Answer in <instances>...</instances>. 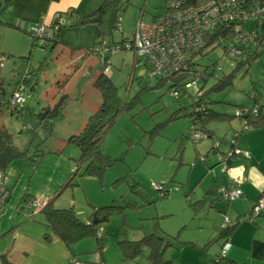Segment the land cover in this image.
Listing matches in <instances>:
<instances>
[{
    "label": "rangeland",
    "instance_id": "1",
    "mask_svg": "<svg viewBox=\"0 0 264 264\" xmlns=\"http://www.w3.org/2000/svg\"><path fill=\"white\" fill-rule=\"evenodd\" d=\"M166 1L113 0L117 13L110 10L100 24L96 23L103 28L100 39L109 41L112 38L114 43L125 37L128 39L139 20L149 22L162 18ZM111 14L114 15L109 20ZM113 19L118 21L115 23L114 20V25H119L109 36L107 28ZM70 20L75 23L77 18ZM0 21L1 71L8 93L26 69L30 73L22 93L25 98L23 110L0 118V124L12 135L16 146L25 150L24 156L14 159L5 170L10 199L0 215V264L6 261L22 264L23 254L17 249V241H21L19 236L28 237L32 242L41 239L42 244L49 243L44 237L47 228L42 214L25 209V203L38 196L43 200L51 199L72 174L71 186L61 190L55 198L57 208L72 207L82 221L89 219L94 208H116L111 211L112 208L108 218L99 225V232L106 241L105 250H108L101 264H148L146 250L132 259L123 258L117 241L135 242L151 234L162 238L164 245L168 244L164 248V259L171 264H212L223 242L205 245L217 236L220 228L213 229L214 235L206 239L202 250L196 251L201 256L199 259L188 258L186 252L182 255L184 245L181 243L185 238L197 235L198 219L202 223L213 219L212 216L206 219L207 209L198 215L201 208L195 207L197 199H213L214 194L208 195L213 176H209L207 186L197 184L213 167L211 164H215L222 153L230 151L234 138L238 148L248 147L250 141L256 139L261 145H250L249 150L253 163L259 161L264 166V127L243 132L242 121L236 116L237 109L252 105L250 96L254 92L261 95L260 109L264 115V39L256 45L260 56L249 65L237 66L221 47L211 51L210 48L203 49L202 55L193 58L192 69L199 74L207 66L216 65L214 76L211 67L207 68L206 90L217 83L215 76H232L230 86L210 92L207 98L209 109L225 113L227 118L207 122L206 128L215 137L203 136L200 125L195 123L201 138L196 142L189 137L192 96L205 85L204 80L199 79L196 86L184 85L178 91L172 87L171 80L158 82L159 78L151 77L143 59L136 58L131 51L112 55L107 76L117 88L121 102L130 107L117 114L100 143V156L80 162V149L69 139L82 131L102 102L93 86L102 73L101 57L88 50L60 47L54 50L50 46L42 52L33 45L30 34L9 28L4 20ZM255 26L253 21L246 23L250 31ZM192 79L193 76L184 83H191ZM176 90L178 95L175 96ZM180 109L184 116L173 118ZM47 111L50 114L41 120L39 117ZM237 133L241 135L237 136ZM212 148L217 149L216 154ZM237 160L247 162L245 158ZM92 161L104 168L100 179L85 175ZM221 171L220 168V175L225 177ZM153 185H158L161 190L154 189ZM162 191L166 194L164 198L160 196ZM185 192L189 193L190 200L184 198ZM86 240H91L92 249L97 250L94 237ZM184 250L191 252L192 248ZM26 251L29 256L33 250Z\"/></svg>",
    "mask_w": 264,
    "mask_h": 264
},
{
    "label": "trees",
    "instance_id": "2",
    "mask_svg": "<svg viewBox=\"0 0 264 264\" xmlns=\"http://www.w3.org/2000/svg\"><path fill=\"white\" fill-rule=\"evenodd\" d=\"M5 1V0H4ZM57 1V0H54ZM113 0H104L102 4L98 5L90 14L86 16H79L74 11H68L65 14L66 15H58L55 18H53V22L50 25H46V30H48V33L50 34L49 40H47V43L45 46H42L44 49L47 48V45L50 43L55 44L58 36L59 30L66 27H78V26H84L89 23H92L90 20L94 18H99L98 24L102 21V17L111 12L110 10H113L115 13L116 11L114 8L115 4L112 2ZM172 0H167V5L164 11V15L167 12V7L171 4ZM205 0H180V8L184 6H195L198 3H202ZM118 3V2H116ZM115 6V7H114ZM255 6L263 7L264 6V0H237L235 3H233V9H241L242 10H249L254 8ZM6 7V4L3 3V0H0V12L1 8L4 9ZM184 10V8H181ZM117 13V12H116ZM114 15V14H113ZM113 15L111 14L110 19L113 18ZM67 16V17H66ZM73 18H77L76 22L73 23ZM161 19V18H156ZM155 19V20H156ZM63 20L64 23L60 24L59 22ZM70 20V21H69ZM115 20V23L117 19H113L112 23L110 22V26L107 28L108 35L111 36V30L118 27L114 25L113 21ZM120 22V20H119ZM23 21L16 22H5V25H7L9 28H12L14 30H19L22 32H26L32 35L31 28L33 24L29 27V29L23 28V25H21ZM1 24V21H0ZM208 23H199L198 25L205 28L203 31V46L199 49H196L197 51L194 54H190L188 57L187 62H185L186 69H180L177 72H169L168 74L164 75L165 78L160 77L158 79V82L161 80L166 81H172V87L176 88L178 91L183 89L182 86L189 84V81L184 83L186 80H188L189 77H194V79L191 80V82H194V86H196L199 79H203V84H205L202 87H199L196 91V94L192 96V106L193 110L191 111L190 117L192 119V126L190 128L189 137L194 140V142L199 141L201 138L198 136L196 132L195 123L198 122L200 125V131L203 132L207 137H215L213 135V132L206 128V124L209 121H220L225 120L227 118V114L213 112L209 109V100L208 94L212 91H218L219 89L223 87H228L229 84H231V78L232 76H223L219 78V76H215L216 82L213 86L208 88L206 90L205 86L208 80V75L206 74L207 68L211 67L212 75L214 76L215 69L214 67L216 65L207 66L202 74H199L197 71L192 69V66L194 64L193 58L200 54L202 55L203 49L210 48V51L213 50L215 47H221L220 49L223 50V52L228 56V48L234 49L237 53L234 57L228 56L230 59H233V61L236 62V65H249L253 61H256L258 57L260 56L258 50L256 49L257 43L261 39H264V19L260 24L256 25L254 32L256 34H253L251 38H247L246 42L242 40V38H245V36H250V34H246L248 32L251 33V31L246 27V24L244 23H236L231 22L229 27L227 28L226 25L222 24L220 28L213 29L211 27L207 28ZM194 25L193 18L189 16L187 13H180V30H190ZM58 26L57 30H55V27ZM55 30V31H54ZM135 32V31H134ZM133 32V33H134ZM32 37V36H31ZM33 39V38H32ZM126 39V37H125ZM125 39H121L120 42L114 43V41L109 40L105 41L104 44L106 46H120L124 42ZM34 41V39H33ZM103 43L102 41H100ZM33 45H37L35 42ZM56 45V44H55ZM254 46V48H252ZM40 46V48H42ZM122 50V49H121ZM91 53V49L88 50ZM123 51V50H122ZM120 51V52H122ZM125 51V50H124ZM132 52V51H131ZM119 53V52H117ZM116 54V53H115ZM112 54V55H115ZM108 55L105 57H108L106 60H109V64H103L101 65L102 73L96 78V80L93 83V86L96 91H98L99 96L101 98L100 107L97 110L96 113L91 115L89 117L87 123L85 124V127L82 128V131L77 135H72L69 139V142L73 143L80 149V162H86L89 158L92 156H100V153L98 152L100 143L104 136L106 135L108 129H110V126H112L115 122L116 117L118 116L120 112L126 110L128 107H130L126 103H122L121 99L117 95V88L111 83L109 78L103 73V70L105 67L110 69L111 65V56ZM100 56V55H98ZM3 53L0 51V118L3 115H14L17 114L18 111L23 110V106L25 102L23 101L20 104H12L13 95L16 91H20L21 94L24 91V83L28 80L29 77H26V75H23L20 77V80L16 82V86L11 91V93H8L6 88L5 79L2 76L1 71V63ZM103 60L104 57L100 56ZM137 58V57H136ZM139 61V60H138ZM102 63V62H101ZM143 64L147 67V69L150 71L149 64L143 60ZM197 76V80H195V77ZM230 86V85H229ZM176 90L178 95V91ZM23 95V94H22ZM175 95V96H176ZM24 96V95H23ZM252 100V105L248 108H239L237 109L238 112L236 113V116L241 120V124H243V132H250L254 128L258 127H264V115L262 113V109H260L261 106V95L257 92L251 93L250 96ZM182 109L178 110L179 113L173 115V118H179L184 116L182 113ZM50 112H48V115ZM243 134V133H242ZM241 134L237 133V136ZM236 136V137H237ZM234 142L231 143L230 151L228 153H222L219 156V163L223 167L224 173L225 171L230 167L231 161L233 162L234 159L241 158L242 155L240 154V149L236 147V138H234ZM24 151L21 150L19 147L16 146V144L12 140V135L0 124V170L5 172L7 166L16 158L23 157ZM212 151H215V154L217 153L216 148H212ZM104 173V168L98 167L94 164V162H90L85 170V175L89 177H98L99 179ZM74 174H72L65 183L60 187L59 191L56 192V194L49 200H45V206L38 210L33 211L34 213L42 214L44 218V225L47 228V231L44 234V237L46 238V241L50 242L53 241V239H57L62 241L67 247H70L72 244L88 237H95L97 242V252L101 254L105 249V239L103 238V234L99 232V225L104 222L110 213V210L113 207L105 206V208H94L92 213H90L89 219L82 221L78 215H76V212L73 210L72 207L68 209H59L54 204L55 198L60 195L61 190L65 189L67 186H71V180ZM136 184V183H134ZM137 185V184H136ZM219 189H224L226 192L231 191V189L223 188L221 186H216L214 188L215 194L214 197L216 200L214 201H222L226 202L227 204L234 202L238 199H240L242 196V193L240 192L239 198L235 200H230L227 197L223 196V193H219ZM9 192V191H8ZM161 197H165L166 194L164 191L160 194ZM264 197V190L259 194V197L253 207L250 211L251 219L254 217H260L262 214V211H264V206L261 208L258 212H255V207L257 204H259V200ZM31 199H27L26 204L31 201ZM204 201H198L197 204L203 203ZM5 208V207H4ZM3 208V209H4ZM25 209H31L28 208V205L25 206ZM116 209L115 207L111 210L113 211ZM104 211V212H103ZM3 212V211H2ZM2 214V213H1ZM224 217L228 218V221L230 220L229 217L224 214L222 216V220H224ZM250 217L246 218V220H249ZM223 221L216 224L215 228H220L219 233H217V236L211 239L208 244L205 246H209L212 243H217L218 241L222 240L223 244L220 246V251L224 244L229 243L230 236L234 229L238 226V222L233 224L231 221H229L228 225L225 227H221L220 224ZM118 246L120 247V250L122 251L123 258L125 259H132L140 254H143V250H146L147 253L145 255L148 264H171V261L164 259V248L168 247V244L163 243L162 238H158V236H155L153 234L144 236L143 239L139 241H117ZM230 244V243H229ZM228 252V251H227ZM227 254V253H226ZM226 255L221 257L220 253L217 255L216 260H212V264H237L235 261H226ZM72 260L83 263L82 260L76 257V255L72 258ZM71 260V261H72ZM228 260V259H227ZM5 264H12L10 262H5ZM72 264V263H71Z\"/></svg>",
    "mask_w": 264,
    "mask_h": 264
},
{
    "label": "crops",
    "instance_id": "3",
    "mask_svg": "<svg viewBox=\"0 0 264 264\" xmlns=\"http://www.w3.org/2000/svg\"><path fill=\"white\" fill-rule=\"evenodd\" d=\"M101 1L102 0H3V3L6 4V7L4 9L1 8L0 20L2 19L5 22L10 23L23 21L21 24L23 25V28L29 29L31 24L38 20H42L46 25H50L54 20L53 18L58 15H66L65 13L70 10L74 11L79 16H86L90 14L98 6V4H100ZM102 30V26H99L96 23H89L87 25L78 27L62 28L58 32L57 40L55 42L56 45L50 43L47 45V48L50 46V49L54 48V50L57 47H60L76 51H86L92 48L94 45L100 44V41H104L103 39H100L102 37ZM38 47L40 48V46ZM40 49L42 52H45L46 50V48L44 49L43 47ZM108 71L109 75L110 69H108ZM24 75L29 77L30 73L28 72V69L25 70ZM108 77L109 76H107V78ZM250 145L259 147L261 144H259L256 139H253L250 141ZM250 145L248 147L242 146L239 148L242 158H237H245L247 159V162L237 159H234V162L231 161L229 168L233 173L232 178L224 172L223 174L225 177L220 175V168L223 171V167H221V164L218 160L215 164H211L213 167L210 168V170L208 169L207 175L201 179L199 184H197L199 187L207 186L209 184V176H213L210 182L211 184L208 185V195L215 194L214 188L216 186H221L227 189H238L242 193V197L229 204L224 202L221 203L222 201H214V197L211 200L207 199L206 197L197 199V202L202 200L204 201L203 203L199 204L195 203L196 209L201 208V212L198 215L203 214L207 209L206 219L211 218L210 216H212L213 219L203 223L199 221L200 219H198L199 222L197 221L198 224L195 230L197 235L195 237H189L187 239L185 238V240L181 243L184 245L182 248V255L186 252L188 258L194 256L198 257L199 259L201 256L196 254L198 253L196 251L202 250V244H205L206 239L215 233L213 230L215 229V226H211L210 224L221 222L222 216L226 214L230 219L229 221H231L233 224L238 222V226L234 229L230 239L228 240L230 243V248L225 257L226 261H235L237 264H264V211H262L260 217H253L251 219V208H249L253 207L259 197V194L264 190V166H261L258 163L259 161H254L255 163H253L251 150H249L251 149ZM202 160H204L203 157ZM185 193L186 194L184 198L190 200V196L188 195L189 193ZM36 198L41 197L38 196ZM248 216L250 219L247 221L245 219L248 218ZM185 226L186 225H183V227ZM20 238L21 241H17V249L18 251L22 252L21 254H23L21 257L22 264H71V260L75 255L77 258L83 261L82 264H101L104 260L105 254L108 251L104 249L102 250L103 252L99 254L97 251H95L96 249H92L94 244L91 242V240H86L92 237L84 238L72 244L70 247H67L62 241L57 239H53V241L46 243V245L42 244V241H40L41 239L32 242L28 237L25 238L19 236V239ZM188 247L192 248L191 252L184 250ZM28 249L33 250L31 253H29V256L26 251ZM91 250L94 251L91 252ZM192 264L196 263L192 262Z\"/></svg>",
    "mask_w": 264,
    "mask_h": 264
},
{
    "label": "built area",
    "instance_id": "4",
    "mask_svg": "<svg viewBox=\"0 0 264 264\" xmlns=\"http://www.w3.org/2000/svg\"><path fill=\"white\" fill-rule=\"evenodd\" d=\"M237 0H205L195 6H184L182 10L180 8V0H172L171 4L167 7V12L163 18L156 19L151 22L138 21L135 27V32L127 39L124 40L120 46H106V44L100 43L94 45L91 49V54L103 56L102 65L109 64V60L106 59L108 55L115 54L120 51H132L135 57L142 58L150 66V76L153 78H160L169 72H177L180 69H186L185 62H187L190 54H194L197 50L203 46V31L205 28L199 26V23H208L207 28L213 29L220 28L222 24L228 28L231 22L248 23L253 21L255 25L260 24L264 19V6L249 10L233 9V3ZM180 13H187L193 18L194 25L188 30H180ZM63 24L64 21L59 22ZM44 21H36L32 28V38L34 42L39 46H45L47 40L50 38L48 30H46ZM58 26L55 27L57 30ZM54 30V31H55ZM250 36L242 38L246 42L256 32L251 31L246 33ZM248 38V39H247ZM122 49V50H121ZM237 52L234 49L228 48V56L234 57ZM105 75H108V68L103 70ZM197 80V76L195 77ZM194 85V82L187 84V86ZM177 92H175L176 95ZM24 101L23 95L20 91H16L13 95L12 104H20ZM229 177H233V173L230 168L225 171ZM7 178L5 172L0 170V215L3 211L5 204L9 199V192L7 189ZM156 190H161L158 185L152 186ZM219 193H223L224 197L230 200L239 198L240 191L238 189H231L226 192L224 189H219ZM28 208H32L33 211H38L45 206V200L42 198H33L29 201ZM264 206V197L259 200V204L255 207V212H258ZM221 227L228 225L229 221L227 217H224ZM230 248V244L223 245L220 255L225 256ZM72 264H81V262L72 260Z\"/></svg>",
    "mask_w": 264,
    "mask_h": 264
},
{
    "label": "water",
    "instance_id": "5",
    "mask_svg": "<svg viewBox=\"0 0 264 264\" xmlns=\"http://www.w3.org/2000/svg\"><path fill=\"white\" fill-rule=\"evenodd\" d=\"M98 20H99V18L97 17V18H94V19H91L90 21L92 22V23H97L98 22ZM54 113H56V111H54ZM48 116V113L47 112H45V113H43L42 114V116L41 117H39L41 120H43L45 117H47ZM51 116V115H50ZM49 116V117H50Z\"/></svg>",
    "mask_w": 264,
    "mask_h": 264
},
{
    "label": "clouds",
    "instance_id": "6",
    "mask_svg": "<svg viewBox=\"0 0 264 264\" xmlns=\"http://www.w3.org/2000/svg\"><path fill=\"white\" fill-rule=\"evenodd\" d=\"M36 198V197H35ZM8 202V201H7ZM6 205V204H5Z\"/></svg>",
    "mask_w": 264,
    "mask_h": 264
}]
</instances>
